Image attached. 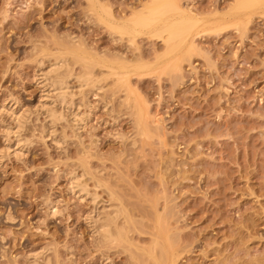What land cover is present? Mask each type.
I'll list each match as a JSON object with an SVG mask.
<instances>
[{
  "label": "rangeland",
  "instance_id": "obj_1",
  "mask_svg": "<svg viewBox=\"0 0 264 264\" xmlns=\"http://www.w3.org/2000/svg\"><path fill=\"white\" fill-rule=\"evenodd\" d=\"M263 6L0 0V264H264Z\"/></svg>",
  "mask_w": 264,
  "mask_h": 264
},
{
  "label": "bare ground",
  "instance_id": "obj_2",
  "mask_svg": "<svg viewBox=\"0 0 264 264\" xmlns=\"http://www.w3.org/2000/svg\"><path fill=\"white\" fill-rule=\"evenodd\" d=\"M159 1V0H158ZM172 2V1H171ZM180 6V5H179ZM264 7V6H263ZM152 9V8H151ZM181 9V8H180ZM105 12V11H104ZM147 12V11H146ZM106 13H107V15L109 14L107 11H106ZM111 13V12H110ZM141 13V12H140ZM145 13V12H144ZM143 13V14H144ZM99 14H103V13H99ZM191 14V13H190ZM109 15H111V14H109ZM146 15V14H145ZM103 16V18L105 17L104 15H102ZM111 16H113V15H111ZM173 16V15H172ZM171 16V17H172ZM196 16V15H195ZM100 17V16H99ZM107 17V16H106ZM177 17V16H176ZM183 17V16H182ZM108 18V17H107ZM115 18V17H114ZM110 20H111V18H110ZM122 20V19H121ZM125 20V19H124ZM126 20H128L127 18H126ZM169 20V19H168ZM106 21H108V20H106ZM118 21V20H117ZM120 21V20H119ZM156 21V20H155ZM113 22V21H112ZM128 22V21H127ZM120 23V22H119ZM122 23V22H121ZM125 23V22H124ZM120 25V24H119ZM126 25V24H125ZM116 26V25H115ZM123 26V25H122ZM127 27V26H126ZM129 27V26H128ZM124 28V27H123ZM146 29V28H145ZM153 29V28H152ZM141 30V29H140ZM117 31V30H116ZM148 31H149V29H148ZM152 31V30H151ZM145 32V31H144ZM148 33V32H147ZM167 34V33H166ZM130 36V35H129ZM135 36V35H134ZM153 36V35H152ZM163 37V36H162ZM191 37V36H190ZM165 38V37H164ZM177 41V40H176ZM188 44V43H187ZM191 50V49H190ZM193 50V49H192ZM187 52V51H186ZM122 63V62H121ZM123 65H125V64H123ZM117 67V66H116ZM57 68H59V67H57ZM56 70V69H55ZM54 69H53V71H55ZM58 70V69H57ZM114 70H116V69H114ZM124 70V69H123ZM52 71V70H51ZM118 72V71H117ZM120 74V73H119ZM60 81V80H59ZM63 81V80H62ZM60 83V87L61 88H63V90H64V92H63V90L62 91H60V92H62V93H59V95H61L62 94V98H63V96L66 94V90H68V89H66V87L68 86L67 84H65V82L64 83H62V82H59ZM58 83V84H59ZM65 84V85H64ZM64 85V86H63ZM55 86H57V87H59L58 85H55ZM69 87V86H68ZM67 87V88H68ZM66 90H65V89ZM58 89H60V88H58ZM66 96V95H65ZM52 113V112H51ZM17 114V113H16ZM15 115V114H14ZM75 115V116H74ZM73 116L74 117H76V120L77 121H79V122H82L84 119H85V117L84 118H82V115H80L79 113H75ZM143 117V116H142ZM20 119V118H19ZM16 120V119H15ZM20 121V120H19ZM78 122V123H79ZM81 124V123H80ZM81 183V182H80ZM79 184V183H78ZM78 186V185H77ZM82 187V186H81ZM73 188H75V186H73ZM118 211V210H117ZM117 213V212H116ZM111 214H115L114 212L113 213H111ZM120 214V213H119ZM108 215V214H107ZM111 216H113V215H111ZM110 217V216H109ZM115 219H116V216H113ZM103 218H105V217H103ZM114 218H112V220L114 219ZM118 218V217H117ZM160 218V217H159ZM107 219H108V217H107ZM109 219H111V218H109ZM105 220V219H104ZM161 221H162V219H160ZM109 221V220H108ZM159 221V220H158ZM164 221V220H163ZM162 221V222H163ZM105 223H103V224H101L100 226H98L99 228H98V233H100V235L102 236L103 235V238H104V240L106 239H109V238H111L112 237V239H113V235L115 234V233H113V231H112V228H113V223H112V221L110 220L109 222H107V221H104ZM115 222V221H114ZM116 223V222H115ZM115 225V224H114ZM118 225V224H117ZM159 227V226H158ZM157 228V227H156ZM160 228H161V226H160ZM161 230V229H160ZM163 230H165V229H163ZM166 233V232H165ZM164 233V234H165ZM119 234V233H118ZM118 234H117V236H118ZM159 234V233H158ZM162 236H163V232H161L160 233ZM166 235V234H165ZM100 236V237H101ZM116 236V235H115ZM167 236V235H166ZM118 238V237H117ZM161 239H163V238H161ZM169 239V238H168ZM167 239V240H168ZM171 242V241H170ZM165 244V243H164ZM156 245H157V243H156ZM159 245V244H158ZM169 246H170V244H169ZM165 248L167 247V246H164ZM171 248V247H170ZM167 249H168V247H167ZM174 255V254H173ZM168 258V257H167ZM169 259V258H168ZM167 259V260H168ZM158 261V260H157ZM175 261V260H174ZM159 263V262H158ZM174 263H176V262H174ZM170 264V263H169Z\"/></svg>",
  "mask_w": 264,
  "mask_h": 264
}]
</instances>
